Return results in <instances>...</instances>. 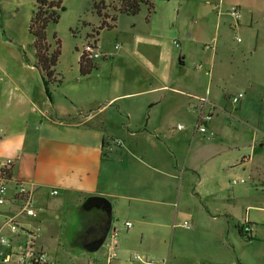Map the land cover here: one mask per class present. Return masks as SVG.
I'll use <instances>...</instances> for the list:
<instances>
[{"label":"crops","instance_id":"crops-1","mask_svg":"<svg viewBox=\"0 0 264 264\" xmlns=\"http://www.w3.org/2000/svg\"><path fill=\"white\" fill-rule=\"evenodd\" d=\"M153 12L136 36V63L122 48L86 75L73 68L56 97L0 95V162L13 160L6 193L16 183L31 193L36 216L23 225L39 228L41 247L60 240L58 217L101 195L111 203L103 243L117 234L105 264H138L135 252L167 264H264L235 257L223 238L243 242L235 226L246 221L251 244L264 245V0H155ZM169 34L178 61L161 51ZM135 94L143 100L125 101ZM201 98L213 105L206 132L194 111ZM10 209L0 206V224ZM79 211L62 229L70 244L87 214L101 217Z\"/></svg>","mask_w":264,"mask_h":264},{"label":"rangeland","instance_id":"rangeland-1","mask_svg":"<svg viewBox=\"0 0 264 264\" xmlns=\"http://www.w3.org/2000/svg\"><path fill=\"white\" fill-rule=\"evenodd\" d=\"M102 1L109 3L112 0ZM92 2L93 0H62L63 10L59 14L58 21L47 25V42L52 47L56 38L60 44V54L55 68L61 78V84L65 82L66 76L72 73V69L78 66V57L82 47L91 40L95 41L100 53H106V57L100 56L94 59L98 64L104 65L106 63L107 65L112 56L122 48L133 50L129 63H136L137 43H139L135 41L136 36L143 33L145 22L149 21L155 14L153 12V2L155 0H152V8L150 10L146 5H141L139 11L134 15L117 13L114 26L100 29L98 35H96L95 29L100 23V17L92 9ZM34 4L35 0H0V95L3 96V99H16L19 97L21 89H26L31 99L56 97V91H52L61 85L47 82L46 78L42 77L38 69L33 65L35 60L34 39L28 31V25L34 11ZM172 38L171 34L165 37L162 35L160 39L162 43L161 51L164 55L167 54L170 58L178 61L180 48L174 47ZM116 44L119 45L118 49L115 48ZM139 44L143 47V44ZM101 55L104 54L101 53ZM154 57L151 55L150 61L158 60V57ZM161 61H163V56H160ZM60 96L64 97L65 93L61 92ZM141 98V96L135 94L124 99L125 101L128 99L130 103L131 101L143 100ZM122 103H124V100L115 102V104ZM191 120H193L192 115L186 118H177L175 122L189 125ZM250 200L253 203H257L258 197ZM79 214L78 207L67 211L65 216L61 215L58 217L54 224L56 225V222H59L62 227L60 228L62 233L60 240L53 242L54 247L42 240V247L53 256L56 264H105V243L94 252H86L70 244L73 240L72 235H68L69 239H65L66 236H64L65 233L62 229L66 228L68 224L66 221L69 219L71 224L74 217ZM63 220L65 221L64 225ZM235 228L240 229L239 224ZM232 234L233 232H225L223 238L224 242H226L225 247L231 248L235 257L241 256L245 259L254 260V262L263 260L264 245L259 242L251 244L256 237L248 239L246 235H241L240 237L244 241L236 245L231 239Z\"/></svg>","mask_w":264,"mask_h":264},{"label":"built area","instance_id":"built-area-1","mask_svg":"<svg viewBox=\"0 0 264 264\" xmlns=\"http://www.w3.org/2000/svg\"><path fill=\"white\" fill-rule=\"evenodd\" d=\"M228 13L234 18H239L240 11L237 7H230ZM237 41L239 40L236 37ZM175 46L179 43L174 41ZM118 44L115 45V48ZM82 50L85 51L91 59L101 56L94 40L86 42ZM243 97L242 92L232 94L229 98L232 103L239 104ZM199 102L194 109L197 114V128L201 132L207 131V125L212 117L213 105L209 104L208 99H198ZM208 105V107H207ZM178 127H181L178 125ZM13 160L5 159L0 162V206L6 205L11 209L5 213L4 219L0 224V229H6L7 233L0 231V264H56L52 255L36 242L39 237V228H26L23 220H31L36 216V207L34 205L31 193L26 190L22 184L16 183L13 195H7V183L9 181V172L12 168ZM55 194L56 190L53 189ZM186 224V223H185ZM126 228H130L132 223L125 221ZM241 232L250 236L252 227L246 221L240 226ZM116 230L111 231L110 241L105 243L107 253L106 261L109 263L115 256ZM130 261L138 264H167L165 259L157 260L141 253H133Z\"/></svg>","mask_w":264,"mask_h":264},{"label":"trees","instance_id":"trees-1","mask_svg":"<svg viewBox=\"0 0 264 264\" xmlns=\"http://www.w3.org/2000/svg\"><path fill=\"white\" fill-rule=\"evenodd\" d=\"M141 5H146L150 10L152 0H112L105 3L102 0H93L92 9L98 17L100 23L95 29L98 35L102 28H112L116 20L117 13L129 15L136 14ZM63 10L62 0H35L34 11L30 17L28 31L33 37V47L35 50L34 66L47 82L61 84V78L56 71V64L60 54L59 40L55 38L54 45L47 42L46 28L49 23H56L59 14ZM97 62L88 57L85 51H81L78 57V67L80 75H86L97 68ZM252 238V236H247Z\"/></svg>","mask_w":264,"mask_h":264},{"label":"water","instance_id":"water-1","mask_svg":"<svg viewBox=\"0 0 264 264\" xmlns=\"http://www.w3.org/2000/svg\"><path fill=\"white\" fill-rule=\"evenodd\" d=\"M79 209L84 212H101V217H99L98 221L103 224L98 227H89L86 236H77L80 242L75 241L72 243L73 246H78L86 252H94L103 244L109 231L111 223V203L104 196L90 195L81 203Z\"/></svg>","mask_w":264,"mask_h":264},{"label":"flooded vegetation","instance_id":"flooded-vegetation-1","mask_svg":"<svg viewBox=\"0 0 264 264\" xmlns=\"http://www.w3.org/2000/svg\"><path fill=\"white\" fill-rule=\"evenodd\" d=\"M101 224H103V223L99 222L98 219L95 218V216L93 214H91V213L87 214L86 215V222H84L83 229H82L80 234L79 233L76 234V237L79 236V235H82V237L86 236L87 230H88L89 227H91V226L98 227Z\"/></svg>","mask_w":264,"mask_h":264}]
</instances>
